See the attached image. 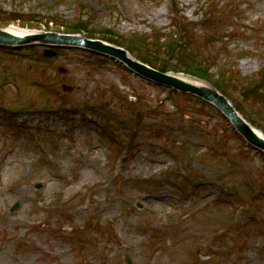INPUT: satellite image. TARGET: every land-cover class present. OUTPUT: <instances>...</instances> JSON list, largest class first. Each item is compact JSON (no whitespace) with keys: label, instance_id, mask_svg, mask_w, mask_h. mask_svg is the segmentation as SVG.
<instances>
[{"label":"rangeland","instance_id":"obj_1","mask_svg":"<svg viewBox=\"0 0 264 264\" xmlns=\"http://www.w3.org/2000/svg\"><path fill=\"white\" fill-rule=\"evenodd\" d=\"M9 23L171 42L181 24L210 74L264 70V0H0ZM55 50L0 51V264H264V157L202 100Z\"/></svg>","mask_w":264,"mask_h":264},{"label":"water","instance_id":"obj_2","mask_svg":"<svg viewBox=\"0 0 264 264\" xmlns=\"http://www.w3.org/2000/svg\"><path fill=\"white\" fill-rule=\"evenodd\" d=\"M31 43L43 46L57 45L65 47H80L95 51L123 63L130 70L159 85L174 88L181 93L191 94L206 100L213 104L230 120L238 133L242 135L250 145L264 152V136L249 125L236 112L225 97L220 95L216 89L208 85L197 84L177 75L163 74L155 71L131 58L125 50L103 41L89 40L79 36L60 35L56 33H34L25 36H17L7 30L0 29V45L14 47L24 46ZM46 54L49 55L48 53ZM50 55H53V53H50ZM67 89L71 90V88ZM16 208L17 206L14 207L13 210Z\"/></svg>","mask_w":264,"mask_h":264},{"label":"trees","instance_id":"obj_3","mask_svg":"<svg viewBox=\"0 0 264 264\" xmlns=\"http://www.w3.org/2000/svg\"><path fill=\"white\" fill-rule=\"evenodd\" d=\"M178 22V21H177ZM180 23V22H178ZM216 25L211 21V19L207 18L205 22V27L207 30H211V26ZM180 31L182 32V35L179 37L178 40L170 41L166 38L167 44L163 43V39H161V35L156 33V36H142V38H139V36L131 35L128 38H124L121 36H117L111 32H101L96 33L94 36H89L92 38H95V36H103L101 39L107 40L113 43H116L120 46H123L130 50L133 54L142 60L145 63H148L152 67H155L163 72H166L168 70H187L188 72L197 75L199 77H202L203 79H206L213 83L224 95L228 97H232L233 91L231 89L232 85L229 83L230 81H237L239 80L237 77L232 76L229 74L228 71L223 72V74H219L218 77H212L209 76L207 73V70H203L201 68L197 67H191L189 64L190 59H193L194 53H192L185 43L184 34H185V28L182 27L181 24H179ZM81 28L75 27L72 28V32H78ZM124 39V40H123ZM177 56L175 59L174 56ZM190 56V57H188ZM167 59H175L179 66L171 67ZM194 60V59H193ZM196 61V60H194ZM197 62V61H196ZM199 66L207 67V63L204 62H197ZM264 77V71L258 74L257 79L255 80H247V88L242 90H238L239 93V102H235V106L238 110L246 114V110L244 107L248 106L247 103V97L249 98V102L256 103L257 105H263L264 106V80H262ZM224 79H227L229 82L225 81ZM244 86V85H243ZM251 111L254 113H259L258 111H254L251 109ZM261 114V113H259ZM258 114V115H259ZM246 117L255 125L262 128L264 131V126L261 127L258 122L253 121L249 115L246 114Z\"/></svg>","mask_w":264,"mask_h":264},{"label":"bare ground","instance_id":"obj_4","mask_svg":"<svg viewBox=\"0 0 264 264\" xmlns=\"http://www.w3.org/2000/svg\"><path fill=\"white\" fill-rule=\"evenodd\" d=\"M7 31H9L10 33L17 35V36H24L26 34L31 33V31H29V30L21 29V28L16 27V26H10L9 28H7ZM189 80H193V79H189ZM193 82L197 83V84L201 83V81H199V80H194Z\"/></svg>","mask_w":264,"mask_h":264}]
</instances>
